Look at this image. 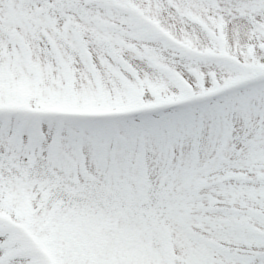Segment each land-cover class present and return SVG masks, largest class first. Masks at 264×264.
<instances>
[{"label":"snow or ice","instance_id":"6c2138e0","mask_svg":"<svg viewBox=\"0 0 264 264\" xmlns=\"http://www.w3.org/2000/svg\"><path fill=\"white\" fill-rule=\"evenodd\" d=\"M0 264H264V0H0Z\"/></svg>","mask_w":264,"mask_h":264}]
</instances>
